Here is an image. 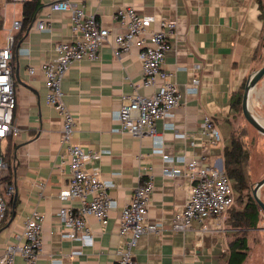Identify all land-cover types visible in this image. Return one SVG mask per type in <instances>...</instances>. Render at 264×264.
Instances as JSON below:
<instances>
[{"label":"crops","instance_id":"0c3cea01","mask_svg":"<svg viewBox=\"0 0 264 264\" xmlns=\"http://www.w3.org/2000/svg\"><path fill=\"white\" fill-rule=\"evenodd\" d=\"M40 1L42 9L35 20L47 19L51 30L40 31L31 24L24 38L15 43L11 61L18 131L2 143L7 168L1 174L0 197L8 205L14 195V204L0 220V254L8 245L22 241L26 219L38 210L45 221L43 252L35 264H115L123 242L119 235L121 210L135 188L151 175L154 189L147 219L161 225V230L141 236L134 250L136 264H227L230 243L239 232L232 212L236 204L220 221H206V231L199 221H193L188 231L172 230L174 217L184 210L191 187L185 165L178 158L205 156L206 164L223 165L234 130L233 97L244 93L248 78L264 65V15L259 0H75L111 32L100 58L75 63L62 84L64 102L77 119L72 141L101 154L87 167H99L102 179L112 185L109 195L117 203L106 227L93 217L88 219L92 238L87 243L62 236L59 210L64 206L77 208L80 201L63 198L71 177L68 147L62 142L63 120L47 104L41 69L45 61L56 56V44L71 43L77 37L70 14L49 7L59 0ZM124 6L133 7L139 16L153 18L155 30L162 29L163 22L176 23L163 68L174 73L182 99L170 117L158 121L160 142L118 131L122 97L136 91L150 96L156 91L142 84L143 69L136 48L120 58L113 53L114 37L124 31L113 16ZM22 11L21 5L7 10L0 39ZM261 93L264 78L251 100L261 99ZM261 116L264 118L263 111ZM206 117L221 135L217 145H211L202 133ZM165 169L178 173L169 176ZM8 187L12 195L7 194ZM15 264L29 263L17 256Z\"/></svg>","mask_w":264,"mask_h":264},{"label":"built area","instance_id":"2783aa9c","mask_svg":"<svg viewBox=\"0 0 264 264\" xmlns=\"http://www.w3.org/2000/svg\"><path fill=\"white\" fill-rule=\"evenodd\" d=\"M29 1L32 0H0L1 28H6V13L9 8L14 9L17 5L23 7ZM49 7L52 11L70 14L71 27L77 37L71 43L56 44V56L41 65L47 87L46 101L63 120L62 142L68 147L71 177L63 198L80 201L77 208L62 207L58 217L64 227L63 237L87 243L92 238L88 219L93 217L106 227L110 212L117 203L109 195L112 185L102 179L99 167L91 170L87 167L88 163L96 161L101 154L88 151L72 141L77 129V119L64 102L62 84L75 63L83 60L97 61L100 58V50L111 32L99 23L95 14L87 13L75 0H59L51 3ZM113 18L124 28L122 33L114 37V55L120 58L136 48L143 69L142 84L156 88L155 93L150 96L141 95L136 91L132 95L122 97V105L117 112V120L120 123L118 131L135 138L149 136L159 141L158 121L170 117L182 99L177 84L173 81L174 73L163 68L165 57L172 47L170 39L174 36L176 23L166 21L162 23V29L155 30L152 28L153 18L139 16L130 6L118 8ZM33 26L40 31L51 30L47 19H37ZM22 27L23 15L19 18L13 17L5 37L0 39V179L2 171L7 168L2 143L18 131L14 124L17 97L11 61L14 57L15 34L21 31ZM30 72L34 73V69ZM202 133L211 145L221 142L219 131L208 117L203 122ZM156 152L163 155L161 150ZM163 158L167 159V155ZM178 159L185 165V173L191 180V187L184 210L174 217L172 230L185 232L191 229L193 221H199L203 223V231H206V221H220L235 205L238 195L233 181L224 168L206 164L205 156L190 160L185 157ZM176 173L177 170L165 169L166 175L174 176ZM153 189V178L148 175V178L135 188L131 199L121 210L119 235L123 242L117 250L118 260L115 264H136L134 250L141 236L160 232L161 225L147 219ZM12 193V188L8 187L7 194ZM6 213L5 198L0 197V220L5 219ZM44 221L45 216L38 210H33L24 223L22 241L6 247L5 252L0 254V264H15L17 256L24 258L29 264H35L43 252Z\"/></svg>","mask_w":264,"mask_h":264},{"label":"trees","instance_id":"16d2710c","mask_svg":"<svg viewBox=\"0 0 264 264\" xmlns=\"http://www.w3.org/2000/svg\"><path fill=\"white\" fill-rule=\"evenodd\" d=\"M259 6L264 15V4L262 0H259ZM41 9L42 3L40 0H32L23 5V27L18 35L15 36V43H19L24 38L26 31L31 24H33ZM242 96L243 93L239 92L233 97L232 106L235 112L239 111L241 108ZM230 140V146L226 147L224 151L223 168L228 177L233 181L234 189L237 192L238 197L246 192L247 200L245 201L244 207L239 210V212H234V227L238 228L239 232L230 243L227 264H244L249 257L247 233L249 230L259 228V223L262 221V211L251 192V179L249 172L250 153L248 145L244 140V135L241 137H235L233 131ZM4 160L6 162L5 157ZM13 204L14 195L11 196L7 205L8 211L9 207Z\"/></svg>","mask_w":264,"mask_h":264},{"label":"rangeland","instance_id":"374dc122","mask_svg":"<svg viewBox=\"0 0 264 264\" xmlns=\"http://www.w3.org/2000/svg\"><path fill=\"white\" fill-rule=\"evenodd\" d=\"M19 14V11H18ZM253 100V98H252ZM251 100V111L261 121L264 118L261 112H264V94L261 93V99ZM233 131L235 137L244 135V140L248 145L250 153L249 172L251 179V192L253 185L264 178V134L252 128L244 119L242 109L235 112L233 117ZM238 197V196H237ZM261 197L264 200V188L261 190ZM247 200V193L237 198L236 205L232 209L234 213L237 209L244 207ZM262 221L258 229H253L247 233L249 244V257L246 264H264V214H261Z\"/></svg>","mask_w":264,"mask_h":264},{"label":"water","instance_id":"95a60500","mask_svg":"<svg viewBox=\"0 0 264 264\" xmlns=\"http://www.w3.org/2000/svg\"><path fill=\"white\" fill-rule=\"evenodd\" d=\"M264 78V65L262 68L254 72L247 80L244 88V93L242 97V115L246 122L254 128L256 131L264 134V125L251 111L250 103L251 96L254 92L257 84ZM220 167L223 169V165L221 163ZM264 188V178L258 182H256L252 187L253 198L256 203L260 207L262 213L264 214V200L261 197V190Z\"/></svg>","mask_w":264,"mask_h":264},{"label":"bare ground","instance_id":"6f19581e","mask_svg":"<svg viewBox=\"0 0 264 264\" xmlns=\"http://www.w3.org/2000/svg\"><path fill=\"white\" fill-rule=\"evenodd\" d=\"M263 125H264V122L263 121H260Z\"/></svg>","mask_w":264,"mask_h":264}]
</instances>
